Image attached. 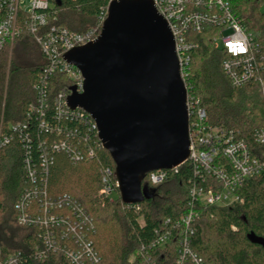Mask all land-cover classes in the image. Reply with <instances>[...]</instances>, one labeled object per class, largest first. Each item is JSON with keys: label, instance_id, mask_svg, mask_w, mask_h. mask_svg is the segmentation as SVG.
Segmentation results:
<instances>
[{"label": "built area", "instance_id": "obj_1", "mask_svg": "<svg viewBox=\"0 0 264 264\" xmlns=\"http://www.w3.org/2000/svg\"><path fill=\"white\" fill-rule=\"evenodd\" d=\"M107 1L93 29L74 33L57 23L59 8L52 0H0V53L27 32L45 59L32 87L35 101L27 112L29 120H38V131L45 135L44 139L38 140L37 158L31 151L32 137L27 132L30 131L29 122L12 125L6 132L0 131V151L13 140L20 139L24 144L23 169L28 186L15 203L16 221L21 227L35 229L40 244L28 257L19 251L4 252L0 248V264H24L28 259L43 260L50 254H60L68 264L100 263L92 241L94 226L91 218L70 197L51 196L47 183L56 154H63L71 163L79 164L95 158L96 147L103 149L92 117L80 108L71 109L67 104L72 89L82 92L83 78L76 67L64 60V55L99 36L109 4L116 0ZM151 1L174 38L180 77L186 90L189 155L176 168L148 173L147 184L152 187L163 184L170 171L177 172L184 164H189L192 172L188 212L178 219H164L151 247L164 249L174 245L173 264H203L190 248L198 219L196 206L227 207L240 203V191L245 183L264 176V156L254 155L249 144L236 138L232 131L207 124L206 112L200 107L199 99L190 93L194 44L189 35L200 34L208 27L218 29L212 45L227 55L221 67L236 88L259 82L263 91L264 81L259 74L264 69V54L262 46L245 31L241 19L234 13L235 0ZM55 76H64L70 85L51 95V81ZM48 115L53 124L46 120ZM252 139L256 145L264 146V126L253 131ZM116 190L115 171L106 167L101 174L100 194L111 197Z\"/></svg>", "mask_w": 264, "mask_h": 264}, {"label": "trees", "instance_id": "obj_2", "mask_svg": "<svg viewBox=\"0 0 264 264\" xmlns=\"http://www.w3.org/2000/svg\"><path fill=\"white\" fill-rule=\"evenodd\" d=\"M107 0H52L59 8L57 23L74 33H83L96 26ZM234 13L241 19L245 31L262 46L264 54V13L257 11L258 0H235ZM216 28L191 33L194 44L190 63V93L197 97L207 116V124L232 131L245 140L254 155L264 156V146L252 139L255 129L264 126V95L259 82L233 87L222 70L227 58L213 48ZM45 64L39 46L24 32L12 45L0 53V131L10 126L28 123L31 151L38 156V120H29V105L34 103L32 89ZM264 81V69L260 72ZM64 76L51 81L50 94L68 87ZM46 120L51 124L52 118ZM41 133V134H40ZM38 137H37V135ZM17 139V138H16ZM20 139L0 151V248L4 252H21L28 257L39 245L37 231L21 227L16 221L15 203L28 183L23 169L26 151ZM95 158L79 164L71 163L63 154H56L49 168L47 188L53 197L68 196L91 218L94 226L92 241L100 257L99 264H173L175 246L152 248L164 219H178L188 212L189 164L159 186L142 182L152 197L141 204L124 205L119 191L112 200L100 194L102 170L115 171L110 155L95 148ZM37 162V160H36ZM242 201L231 206H196L198 219L190 248L203 264H264V176L248 180L240 191ZM141 219L142 224H139ZM253 234L255 241L250 240ZM24 264H68L60 254H50L43 260H27Z\"/></svg>", "mask_w": 264, "mask_h": 264}, {"label": "water", "instance_id": "obj_3", "mask_svg": "<svg viewBox=\"0 0 264 264\" xmlns=\"http://www.w3.org/2000/svg\"><path fill=\"white\" fill-rule=\"evenodd\" d=\"M64 60L83 78L82 92L72 89L67 104L95 121L121 202L149 200L146 175L176 168L189 155L186 90L167 22L151 0L112 1L99 36Z\"/></svg>", "mask_w": 264, "mask_h": 264}, {"label": "rangeland", "instance_id": "obj_4", "mask_svg": "<svg viewBox=\"0 0 264 264\" xmlns=\"http://www.w3.org/2000/svg\"><path fill=\"white\" fill-rule=\"evenodd\" d=\"M257 11H259L260 13H264V0H258V8H257ZM220 44H221V42H220ZM263 91H264V84H263ZM117 197H118L117 196V193L114 192V193L111 194V197L110 198L112 200H115V199H117ZM139 222H142L141 219L139 220Z\"/></svg>", "mask_w": 264, "mask_h": 264}]
</instances>
